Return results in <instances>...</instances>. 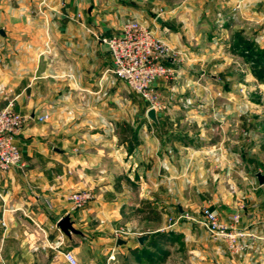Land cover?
<instances>
[{
  "label": "crops",
  "instance_id": "obj_1",
  "mask_svg": "<svg viewBox=\"0 0 264 264\" xmlns=\"http://www.w3.org/2000/svg\"><path fill=\"white\" fill-rule=\"evenodd\" d=\"M124 1L0 0V107L11 101L13 109L26 117L15 139L25 168L0 171V264H37L33 259L37 253H50L57 264H67L46 244L62 233L56 224L65 215L80 231L63 237L79 264H166L175 244L197 241L195 233L202 229L197 222L200 205L188 196V180L193 186L203 182L206 161L221 166L216 167L220 172L221 163L234 160L230 152L220 151L224 140L217 132L230 130L234 109L196 111L163 105L156 109L158 125L151 122L144 101L123 90L111 73V54L101 42L102 36L118 33L126 18L139 16ZM199 1L216 4L212 16L218 22L232 19L233 9L227 13L225 8L235 0ZM246 7L240 14H255ZM183 8L168 10L163 20L204 17L209 12L201 9L202 15H197ZM144 16L148 24V14ZM189 25L185 21L180 29L165 25L156 30L149 26L177 54V63L171 58L164 61L176 68L175 74L155 83L167 97L177 98L189 86L199 89L194 85L200 81L197 78L204 77L207 66L218 63L209 47L219 37L204 43L203 29ZM210 113L216 114L218 123L211 121ZM40 114L49 115L41 126L36 123ZM128 114L131 122L125 118ZM187 121L194 122L195 131L184 127ZM231 170L225 165L222 174L228 176ZM219 182L214 184L217 193L205 201L220 221L230 222L237 214L236 225L243 224V209H252L251 223L259 218L262 199L257 194L264 192V184L256 180L243 192L221 194ZM76 189L93 194L80 209H73L69 200ZM144 199L157 205L159 221L136 211ZM169 215L175 219L172 225L166 223ZM118 229L124 231L120 236L115 235ZM158 231L171 234L159 244L162 252L150 246ZM141 235L147 237L140 244ZM117 239L126 242L117 245ZM135 248L136 253L131 251ZM143 248L151 256L142 254ZM112 253L115 260L109 259Z\"/></svg>",
  "mask_w": 264,
  "mask_h": 264
},
{
  "label": "rangeland",
  "instance_id": "obj_2",
  "mask_svg": "<svg viewBox=\"0 0 264 264\" xmlns=\"http://www.w3.org/2000/svg\"><path fill=\"white\" fill-rule=\"evenodd\" d=\"M124 4L139 12V16L129 18L138 19L144 24H146L144 20H147L144 15L147 13L149 25H146L153 27L155 30L158 27L163 28L165 25L180 29V23L183 25L187 21L190 24L189 27L194 28L196 26L203 29L204 33L202 32L201 36L206 37L204 43H212L216 37H219L218 43H214L212 48L209 47V50L216 55L214 59L218 60V63L215 64L214 62L212 65L207 66L204 77L197 78V81H200L198 84H194L199 86L201 91L210 93V95L205 96L198 88L195 90L194 86H189L185 88L181 96L174 98L162 95L156 88L155 110H159L163 105L170 106L172 104L179 105L183 109L189 108L196 111L203 108H211L209 111L212 109L217 111L218 108L223 109L228 106L231 110L233 108L234 115L231 114L229 118L230 130L227 132L225 128L223 132L221 130L217 132H220L219 137L224 140V145L219 148L220 151L223 153L230 152L234 160L230 161L229 164L228 161L221 163L223 169H220V172L217 170L221 166H214L215 163L209 161L204 162L202 164L203 182L193 186L192 179L189 178L188 196L198 201L201 211L203 206H209L206 201L212 198V194L217 193V188L214 186L217 180H220L221 189L219 188V190L221 194L226 191L230 193L238 192V190L243 192L247 187H250L251 182L254 184L253 181H256L253 178L255 173L264 174V157L257 147V145L264 143V73L260 75L258 66L255 63L257 56L256 59L254 56L259 54L260 51L264 52V0H249L246 2L245 0H235L232 2V6L230 4L229 8H225L226 12L233 9L231 11V13H234L232 19L220 18V22L212 16V12H216L217 8L216 4L211 1L203 3L199 0H190L186 3L185 0H126ZM244 4L248 10L251 8L253 12L256 11L255 14L249 15L247 11L246 15L242 14ZM183 6H186L189 11L197 12V15L200 14L199 10L201 9L207 8L206 10L209 12L204 17L183 20L173 17L168 18L166 22L163 20L168 10L184 9ZM157 17L161 19L160 22L157 21ZM247 44L253 47L251 51L245 49ZM174 53L170 58L176 61V51ZM215 60L212 59L211 61ZM209 73L216 75L217 79L214 80L209 77ZM121 85L123 90L139 96L148 108L151 107L150 103L139 94L130 91L123 83ZM242 90H246L244 91L246 94ZM212 114H209L212 116L211 121L218 123L216 114ZM125 118L129 119L130 122L133 119L132 114L126 115ZM191 121L185 122L184 127L195 131L194 122ZM223 121H226V119L223 118ZM45 122L36 119L37 125L41 126ZM48 148L49 153L53 154V150L50 147ZM256 153L259 154L256 155ZM225 165L231 166L232 169V173L228 176L222 174L223 170L225 171ZM20 168H25L23 162L20 167H14L10 170ZM213 169L215 170L213 171ZM213 173H215L214 176ZM216 173H221V175L216 178ZM243 177H246V179ZM194 188H198V192H195ZM76 190L89 191L87 189ZM199 191L205 195H201ZM91 195L93 198L92 193ZM257 197L262 199L257 209L259 218H254L255 221L251 223L252 209H243L240 212V220L243 221V224L239 226L237 224L236 229L243 232L244 236H240L236 241L237 247L235 248L237 251L229 247L228 240L225 237L216 236L200 225L202 229L195 233L197 241L192 242V245L190 243H187V245L175 244L171 249L172 256L166 261V264H264V192L257 194ZM248 212L251 214H248ZM177 214L174 213L176 216ZM170 216L167 217V224ZM222 222L230 224L229 219ZM63 247L68 249L64 244L60 249L62 250ZM53 258L50 253H37L33 257L37 264H57L58 261L56 259L53 261Z\"/></svg>",
  "mask_w": 264,
  "mask_h": 264
},
{
  "label": "built area",
  "instance_id": "obj_3",
  "mask_svg": "<svg viewBox=\"0 0 264 264\" xmlns=\"http://www.w3.org/2000/svg\"><path fill=\"white\" fill-rule=\"evenodd\" d=\"M101 42L106 44L111 54V73L130 91L139 94L150 103L151 107L155 108L156 81L161 78H171L175 72L172 65L164 62L174 54L172 48L155 34L153 28L134 18L126 19L118 33L102 36ZM244 91L246 90H242ZM48 116V114H40L36 119L45 122ZM25 122L26 117L13 109L11 101L0 107V171L2 172L20 167L22 164L21 151L15 139ZM91 198V193L86 190H75L69 194L73 209L82 208ZM200 213L201 216L197 222L212 234L225 237L229 247L237 251L236 241L240 236H244L243 232L236 229L239 216L233 215L230 217V224H226L219 220L209 206H203ZM174 220L170 218L169 225H172ZM2 225L4 226L3 222ZM123 233V230L118 229L115 235L120 236ZM63 237L64 234L60 233L55 242L46 244L61 254L67 264H79L72 251L60 249ZM109 259L115 260L113 253ZM2 264L6 263L3 261Z\"/></svg>",
  "mask_w": 264,
  "mask_h": 264
},
{
  "label": "trees",
  "instance_id": "obj_4",
  "mask_svg": "<svg viewBox=\"0 0 264 264\" xmlns=\"http://www.w3.org/2000/svg\"><path fill=\"white\" fill-rule=\"evenodd\" d=\"M252 48L253 47L251 45L247 44L245 49H248L251 51ZM254 56H255V59L257 56V61L255 63L258 66V70H259L260 75H262L264 73V52L260 51L259 54H255ZM260 149L264 153V143H262L260 145ZM136 211L141 213L142 216L147 220L159 221V219L161 217V214H160V211H159L157 205L155 203H152L151 201H149L147 199L141 201L140 205L136 208ZM170 235H171L170 233H165L162 231L155 232L153 234V239H151V241H150V246L152 248H154L156 251L162 252V249H161L159 244L162 242H167L169 240ZM131 251L135 252V253L138 252V250L136 248L132 249ZM143 253L147 257L151 256V253L146 251L144 248L142 249V254Z\"/></svg>",
  "mask_w": 264,
  "mask_h": 264
},
{
  "label": "water",
  "instance_id": "obj_5",
  "mask_svg": "<svg viewBox=\"0 0 264 264\" xmlns=\"http://www.w3.org/2000/svg\"><path fill=\"white\" fill-rule=\"evenodd\" d=\"M157 21L160 22L161 19L159 17H157ZM211 77L213 79H217L216 75H212ZM146 116L151 122L158 125V118H157V113H156L155 108H153V107L148 108V110L146 112ZM255 178H256L259 185L264 184V174L263 173H260V172L255 173ZM56 225H57L58 229L67 237H71L72 234H80V231L73 227V221L71 220L69 215H65V216L61 217L57 221ZM146 237H147V235H141V236L137 237V241L141 244L143 242V240L146 239ZM125 242L126 241L123 239H117L116 240L117 245L125 243Z\"/></svg>",
  "mask_w": 264,
  "mask_h": 264
}]
</instances>
